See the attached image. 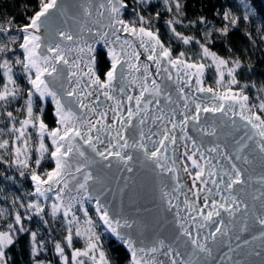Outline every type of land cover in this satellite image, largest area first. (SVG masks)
Returning <instances> with one entry per match:
<instances>
[{"label": "snow or ice", "instance_id": "snow-or-ice-1", "mask_svg": "<svg viewBox=\"0 0 264 264\" xmlns=\"http://www.w3.org/2000/svg\"><path fill=\"white\" fill-rule=\"evenodd\" d=\"M163 5L191 54L162 40L152 0H26L22 21L0 13V178L30 181L0 196V264L25 236L31 264H264V83L230 36L243 23L264 53V0H239L222 26L187 20L182 0ZM209 69L222 90L204 85Z\"/></svg>", "mask_w": 264, "mask_h": 264}, {"label": "trees", "instance_id": "trees-1", "mask_svg": "<svg viewBox=\"0 0 264 264\" xmlns=\"http://www.w3.org/2000/svg\"><path fill=\"white\" fill-rule=\"evenodd\" d=\"M26 0H0V13H4L6 15H14L16 16L17 22L22 21V13L24 12L23 4ZM34 3L35 0H32ZM186 4V16L187 20H195L199 16L203 15L206 16L209 22L213 25L222 26L224 23L220 15L218 13H222L228 9H232L234 12L239 14L238 5L239 0H182ZM257 4L262 3V0H256ZM152 7L149 8V12L154 13L155 11H161L162 15L158 21H153L154 26L159 28L161 33V38L166 43L171 42L172 47L176 52L181 49H185L191 54L192 51L195 50V45L185 46L180 44L174 38L171 37L170 32L168 31V27L165 23L167 19H169V15L166 11H164L163 0H152ZM187 22V21H185ZM257 24H259V20H257ZM179 31H183L185 34H199L203 31V25L193 26L191 28H184L180 25L177 26ZM249 30L248 26L241 23L238 29H234L231 33V43L233 46L234 51L244 56L245 58L250 57V62L254 65V71L251 73V79L257 81L258 83H264V63L261 62L264 59V53H260L256 51V45L252 44L249 39L244 38V33ZM217 40L222 39L221 37H216ZM258 39V38H257ZM214 50L219 52L221 55H228L229 53L226 51L225 46L221 43H216L213 46ZM252 48V52H246L245 49ZM19 54V52L17 53ZM14 73L18 78V82L20 84H26V81L23 79V73L21 66L16 65L14 67ZM249 74L247 73V69H245V78H247ZM206 83L210 84L211 86H215V81L211 75L208 73L206 74ZM254 94V93H253ZM45 122L49 124L50 127L55 126V118L53 114L52 106L47 103L45 105V113H44ZM46 169L53 167L52 161L48 160L43 164ZM3 166H0L2 168ZM8 175H15L13 172L9 171ZM22 179V177H17L16 180ZM0 181L5 182L6 186L9 188V181H4L0 178ZM28 186L30 183L27 179L24 180ZM13 188L16 191L17 187L13 184ZM19 188V187H18ZM6 194V191L4 192ZM5 204V203H4ZM6 205V204H5ZM94 214V213H93ZM101 230L103 235L105 236L106 243H107V251L111 257L119 258L120 261H124L125 259V252L122 248H117V242L114 241L110 235L105 231V229L101 225ZM26 240L27 237H22L21 240L17 243V245L11 249V254L13 256V264H31L30 256L27 251L26 247ZM77 246H82L80 241H77ZM51 252L44 254L43 257L45 259L51 258ZM115 264V262H114Z\"/></svg>", "mask_w": 264, "mask_h": 264}, {"label": "rangeland", "instance_id": "rangeland-1", "mask_svg": "<svg viewBox=\"0 0 264 264\" xmlns=\"http://www.w3.org/2000/svg\"><path fill=\"white\" fill-rule=\"evenodd\" d=\"M189 47H190V46H189ZM13 71H14V69H13ZM207 73H208L209 75H211V76L213 77L214 81H215L214 70L209 69V70L207 71ZM207 73H206V74H207ZM15 75H16V74H15ZM16 77H17V76H16ZM214 87L217 88L216 85H215ZM46 161H47V159L45 160V162H46ZM45 162H44V163H45ZM43 167L45 168L44 165H43ZM45 169H46V168H45ZM17 177L19 178L18 175H17ZM24 180H25V178L15 180V184H14V185H16L17 188L19 187V189H20V192L17 193V194H23L24 192L30 190V186H28ZM29 183H30V181H29ZM0 188L4 189V190L6 191V194L4 193L5 191H4V192H0V196L7 195V196L9 197V200H10V199H11V193L15 192V190H14V188H13V183H12L11 181H9V188H8V186H6V183H5V182L0 181ZM4 203H5V202H4L3 200H0V207H6L7 204L5 203V204H6V205H5ZM92 215L94 216L93 213H92ZM81 219L83 220V217H81ZM81 227L84 228V227H86V225H83V224H82ZM100 227H101V225L99 224V222H97L96 231H97L98 234H100V235L102 236V243L104 244L105 251L108 252V251H107V243H106V239H105V236L103 235V232H102V230H101ZM78 241H80V242L82 243V246H78V247H83V240H78ZM49 247H51V245H49ZM41 258H42V259H45L43 256H42Z\"/></svg>", "mask_w": 264, "mask_h": 264}, {"label": "water", "instance_id": "water-1", "mask_svg": "<svg viewBox=\"0 0 264 264\" xmlns=\"http://www.w3.org/2000/svg\"><path fill=\"white\" fill-rule=\"evenodd\" d=\"M97 47H99V45H98ZM142 59H143V57H142ZM205 80H206V75H205V78H204V85H205V86H211L210 84H207ZM212 87H213V86H212ZM213 88H215V87H213ZM215 89H217V90H222V89H218V88H215ZM48 103L52 106V108H53V114H54V111H55V109H54V105L51 104L50 100H49ZM54 118H55V117H54ZM52 164H53V166H54V163H53V162H52ZM102 227H103V226H102ZM103 228H104V227H103ZM108 234L110 235V237H111L114 241H116L115 238L112 237L110 233H108ZM116 242L119 243L118 241H116Z\"/></svg>", "mask_w": 264, "mask_h": 264}, {"label": "built area", "instance_id": "built-area-1", "mask_svg": "<svg viewBox=\"0 0 264 264\" xmlns=\"http://www.w3.org/2000/svg\"><path fill=\"white\" fill-rule=\"evenodd\" d=\"M51 257H52V254H51Z\"/></svg>", "mask_w": 264, "mask_h": 264}]
</instances>
